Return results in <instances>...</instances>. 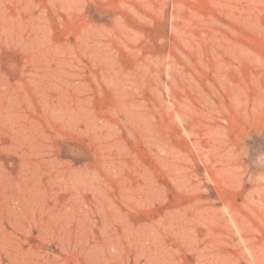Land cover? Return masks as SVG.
<instances>
[{
	"label": "rangeland",
	"instance_id": "374dc122",
	"mask_svg": "<svg viewBox=\"0 0 264 264\" xmlns=\"http://www.w3.org/2000/svg\"><path fill=\"white\" fill-rule=\"evenodd\" d=\"M264 0H0V264H264Z\"/></svg>",
	"mask_w": 264,
	"mask_h": 264
},
{
	"label": "clouds",
	"instance_id": "9594fccd",
	"mask_svg": "<svg viewBox=\"0 0 264 264\" xmlns=\"http://www.w3.org/2000/svg\"><path fill=\"white\" fill-rule=\"evenodd\" d=\"M254 164L258 167V168H264V152L259 153L255 160H254Z\"/></svg>",
	"mask_w": 264,
	"mask_h": 264
}]
</instances>
